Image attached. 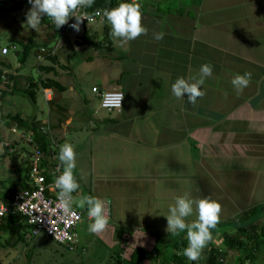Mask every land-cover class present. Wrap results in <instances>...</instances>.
<instances>
[{
  "label": "crops",
  "instance_id": "1",
  "mask_svg": "<svg viewBox=\"0 0 264 264\" xmlns=\"http://www.w3.org/2000/svg\"><path fill=\"white\" fill-rule=\"evenodd\" d=\"M26 4L16 12L23 11ZM140 10L147 34L127 43L111 35L108 22L79 31L70 29L54 38L50 28L41 40L33 38L47 41L57 55L68 35L76 45L85 30L91 36L87 40L96 45L84 44L93 50L80 57L89 64L84 66L88 69L82 66L83 79V73L91 71L87 84L79 85L73 69L63 64L66 68L59 67L56 78L65 90L58 93L38 86L36 102L41 91L48 111L47 118L35 116L40 125L49 119L50 133L59 140V148L70 142L74 147L73 174L79 188L72 193V205L88 212L87 206L78 207L84 190L87 196L110 201L109 222L99 236L112 252L111 264H116L113 254L124 252L121 245L149 249L154 242L152 233H168L164 215L176 197L186 192L194 199L207 196L219 202V222L223 225L237 221L245 210L264 204V0H142ZM1 32L8 43L0 45V54L11 52L13 58L0 60L10 65L7 76L11 73L24 88L39 72L35 67L37 75L33 77L27 68H21L24 65L18 63L17 49L1 53L2 47L8 48L13 39H20L12 35L11 28ZM160 32L164 37L156 40L154 34ZM205 63L213 68L201 85L205 95L195 105L188 102L186 94L176 98L171 90L175 80L199 78ZM62 72L70 79H60ZM245 72H251V80L237 92L231 81ZM93 86L120 90L124 95L121 109L100 108ZM0 88L6 89L4 85ZM1 92L0 104H10V98L17 100L18 94ZM8 113L13 112L0 114V159L8 158L13 178L6 186L5 179L0 180V200H6L3 195L11 183L23 179L31 149L11 133L10 127L15 125L8 122ZM3 135L10 140H4ZM67 136H73L72 141ZM4 143L15 145L14 158L5 154ZM195 218L194 211L187 221ZM86 219L91 221L88 214ZM259 224L264 225V217ZM222 228L212 235L218 244L222 242ZM116 230L122 233L118 235ZM75 231L77 234V227ZM36 237L42 243L67 249L43 234ZM33 238L17 244L14 238H8L5 243H11L8 249L20 243L27 247ZM8 249L0 243V253L8 254ZM228 252L225 262L233 263L236 256ZM151 263L144 260L141 264ZM252 264H264V251Z\"/></svg>",
  "mask_w": 264,
  "mask_h": 264
},
{
  "label": "trees",
  "instance_id": "2",
  "mask_svg": "<svg viewBox=\"0 0 264 264\" xmlns=\"http://www.w3.org/2000/svg\"><path fill=\"white\" fill-rule=\"evenodd\" d=\"M128 0H94L91 10L95 8H113L118 6L122 2ZM28 0H0V15L9 14L21 10L23 5L27 3ZM41 25H47L53 30V35L56 36L60 33V30L53 26L49 17L44 16L41 20ZM87 28V27H84ZM88 30H85L82 35V41H77L76 45L90 44L94 47V43L90 42ZM12 44H15L18 52V63L22 66L26 63L30 54L34 51L36 56L38 54L39 48L44 47L45 51L43 53L44 58L38 61L36 64V69L39 72L38 77L29 78L27 85L21 88L18 83H16L15 78L11 73H9V81L3 82L1 76L5 74L10 65L0 60V85H4L6 89H1V94L4 93H15L30 99L33 105L36 104V88L40 86L41 88H52L56 92H61L65 90L58 79L56 78L58 68L65 67L59 63V58L56 52H53V48L48 47L47 43H39L34 41L33 37H29L26 41L22 39H13ZM11 80V81H10ZM8 122L19 129L25 131H31L33 136V141L43 151L44 157L48 156L52 152L53 139L55 143H59V140L55 138L50 132L44 133L40 129V121L36 118L35 114L29 116H22L20 112L8 113L6 115ZM10 146H13L10 145ZM15 146V145H14ZM5 154L14 158L16 151H8L7 146H4ZM60 149V148H59ZM30 153H28L29 155ZM23 179L19 182L11 183L3 195L4 199H9L12 193L21 188H28V174H29V162L26 161L24 167ZM47 180H50V176L47 175ZM87 208V207H86ZM264 217V204L254 206L248 210H245L239 217L237 221L219 222L214 229H212V235L216 234L224 227V231L221 232L222 242L220 244H214L211 241L203 249L201 257L198 261H190L182 254V250L187 246L186 232H179L176 235L171 233H166L163 235H158L152 233L154 237V242L152 248H146L141 245L128 246L125 247L121 245L119 248L124 249V257H120L119 253L113 254L116 264H141L142 261L150 260L152 263L156 260L159 264H252L256 260V255L262 250L264 251V225H260L261 219ZM226 228H228L226 230ZM28 229V224L25 218L19 213H12L0 217V232L9 233L10 239L14 238L15 244L18 242H29L24 238L25 232ZM116 233L120 235L122 230H116ZM1 237V235H0ZM49 238V237H48ZM11 243L7 242L9 246ZM170 248L171 251L168 249ZM154 249L157 253V258L152 257L151 250ZM219 250H222L220 252ZM228 251H232L236 258L233 263H226L225 259L228 256ZM224 257V262L219 261V256Z\"/></svg>",
  "mask_w": 264,
  "mask_h": 264
},
{
  "label": "clouds",
  "instance_id": "3",
  "mask_svg": "<svg viewBox=\"0 0 264 264\" xmlns=\"http://www.w3.org/2000/svg\"><path fill=\"white\" fill-rule=\"evenodd\" d=\"M31 5L26 13V23L31 29H36L42 20L47 16L60 28L68 22L70 16H75L76 23L70 26L79 31V25L82 19H89L83 15H76L79 8L91 7L94 0H28ZM104 16L111 24V35L119 38L123 43L135 40L141 35H146L148 29L142 24V13L139 3L122 2L118 6L106 10ZM156 40H161L164 33H155ZM199 78L183 77L177 78L171 85L172 93L176 98H183L187 95L190 104L195 105L198 98H202L205 92L201 90L205 78L212 75V65L202 64L200 67ZM251 72L237 74L231 81L237 92L246 88L251 80ZM123 93L118 97H113L112 104L121 107ZM58 160L62 170L58 167L59 175L55 178V187L59 190V207L65 214H71L72 193L79 188V184L73 174L76 168V152L70 143H64L60 146ZM110 201L94 197L85 196L79 200V207L88 208V217L91 223L88 229L91 233L101 234L108 225L110 218ZM195 211L196 218L191 222L187 218L191 217ZM222 206L214 199L205 196L199 199L191 197L190 193H184L177 196L175 203L169 206L168 214L164 215L167 219L166 231L173 235L179 232H186L187 246L182 250L183 256L190 261H198L203 249L212 239V229L220 221ZM6 212V208L0 210V215Z\"/></svg>",
  "mask_w": 264,
  "mask_h": 264
},
{
  "label": "built area",
  "instance_id": "4",
  "mask_svg": "<svg viewBox=\"0 0 264 264\" xmlns=\"http://www.w3.org/2000/svg\"><path fill=\"white\" fill-rule=\"evenodd\" d=\"M132 2L139 3L140 5L142 0L126 1V3ZM110 9L112 8L103 7L91 10L89 7H86L77 9L75 13L76 15H83L89 18L88 20L82 19L79 28L82 29L96 23L108 22L104 16V12ZM49 21L55 26L50 18ZM73 23H76V18L75 16H70L68 22L58 28L60 33L73 29L70 26ZM16 47L15 44H11L8 48L4 46L1 49V53L6 54L10 50H16ZM44 51V47L39 48L36 56L38 61H41L44 58ZM8 76L6 73L3 74L1 76L2 81L7 82ZM91 90L97 96L100 108L108 111H119L121 109L124 95L121 101V107L111 103L113 97H118L122 94L120 90H100L97 86H93ZM40 129L44 133L50 132L49 119L42 121ZM10 131L17 135L19 139L27 143L31 148L28 174L29 187L17 189L12 193L9 199L0 200V210L6 208V212L3 215H0V217L12 213H19L25 218V221L28 224V229L24 235L26 240H30L33 237L43 234L69 250L75 249L77 243L75 228L83 220V210H79L71 205V214H65L59 207V190L55 187L54 183L56 176L59 175V172L57 171L58 167L62 170V166L58 160V144L55 143L53 139L51 140L52 152L48 158H46L38 144L34 143L31 131H25L16 126L10 127ZM3 145L7 146L8 151L10 152L15 150V148L11 147L9 143H4ZM47 175L50 176V180H47ZM219 251L222 252V250ZM124 253L125 252H122L120 257L123 258ZM151 255L152 257L157 258V253L154 249L151 250ZM218 259L220 262H224L223 256L220 255ZM154 264H159V261L156 260Z\"/></svg>",
  "mask_w": 264,
  "mask_h": 264
},
{
  "label": "rangeland",
  "instance_id": "5",
  "mask_svg": "<svg viewBox=\"0 0 264 264\" xmlns=\"http://www.w3.org/2000/svg\"><path fill=\"white\" fill-rule=\"evenodd\" d=\"M26 5L27 7H25L23 11L16 12L17 14H5L0 16L1 19L0 45L8 43L7 39L3 37V33L1 32L5 28H11V32L14 37L20 38L25 41L27 40L28 37H33V38L35 37V39L41 40L40 37L44 35L43 33L50 31L49 26L41 25V24L35 30L30 28V26L26 23L27 20L26 13L30 9L31 5L29 4V2H27ZM7 34L8 31H6L5 35ZM66 34L68 35V33ZM54 37L55 36L53 35V38ZM71 38L72 36L68 35V38H66L67 41L65 43V46L62 47L58 52L59 63L61 65L62 64L69 65V69H73L71 71H73L78 76L79 85L83 84L84 82V86H85L87 84L86 79L88 78L90 79L91 77V71L83 73V75H85V79H83L82 73H80L82 72V66L84 68V66L89 64H86L83 60L80 59V57L84 54L90 53L93 50V48L87 45L76 46L71 40ZM39 43H47V41H41ZM112 54L115 55V51ZM112 54L111 57H113ZM67 55L68 57L66 60ZM0 57L12 59L13 55L11 52H9L7 55L0 54ZM30 63H32L33 65L29 66ZM37 63L38 60L36 57V52L34 51L32 54H30L26 63L21 68L24 71L27 68V71H29L28 73L33 77H36L37 73L35 67ZM95 63H100V62L96 61ZM13 65H15V63H13ZM88 68L85 67L84 69H88ZM59 78L60 79L63 78V80L70 79V76L69 75L66 76L65 74H63L62 76H59ZM81 92L82 93L85 92V88H83ZM16 99L17 100L14 101L13 99L10 98L9 99L10 104H0L2 105L0 106L1 107L0 114H3L7 110H10L12 112H20L26 115L35 114L38 118L41 119L47 118L48 106L47 103L44 101V97L41 91L37 92V102L35 105L31 103L29 98L21 96L20 94H18ZM59 102L60 100L56 101L55 103H59ZM94 106L97 107V104L94 103ZM0 134H1V125H0ZM2 137L4 140H10V138L6 139L8 138V135H3ZM66 138L72 141L73 136H67ZM1 140L2 138L0 137V142ZM11 147H14L16 149L14 145ZM1 150H3V148L0 144V152ZM8 161H9L8 158L5 160L0 159V180L5 179L3 183L5 186L8 184L7 180H12L13 178L10 177L11 170L9 167L10 162ZM83 195L84 197L87 196V190H84ZM79 208L83 209L81 207ZM87 214L88 212L83 211V220L77 225V234H78L79 242L77 243V246L73 250H68L61 246H56V245L53 247L52 245H49L51 244L50 242L42 243L41 241L42 239L40 237L33 238V240L30 241V243L27 245V247L23 243H20L17 246L8 249L5 240H8V238H10L9 237L10 235L7 233L0 232L1 235L0 243L2 247L8 249L7 250L8 254H6L5 252L0 253V257H1L0 264H111L113 263L110 259L112 252L110 251L108 244L105 242V240H102L99 234H94L89 231L88 225L91 223V221L86 219ZM39 241L41 243H39ZM212 242L214 244H218L216 238H213ZM168 250L171 251L170 248Z\"/></svg>",
  "mask_w": 264,
  "mask_h": 264
}]
</instances>
